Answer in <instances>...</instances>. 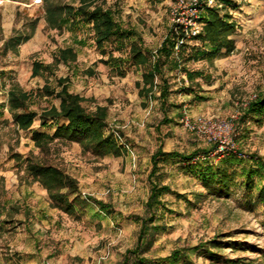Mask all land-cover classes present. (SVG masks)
Returning a JSON list of instances; mask_svg holds the SVG:
<instances>
[{"label":"rangeland","instance_id":"1","mask_svg":"<svg viewBox=\"0 0 264 264\" xmlns=\"http://www.w3.org/2000/svg\"><path fill=\"white\" fill-rule=\"evenodd\" d=\"M61 1L78 4V0ZM105 1L136 26L149 50L158 47L170 26L169 0ZM223 1L218 0L220 14L227 12L236 22L228 36L233 51L212 63H185L187 70L202 73L191 84L182 70L167 74L169 121L162 123L158 92L140 96L136 85L141 82L140 71L125 65L121 76L101 62L106 56L100 55L86 28L76 33L48 29L43 0H0V87L5 85L0 90V264H120L138 241V218L147 215L150 182L168 190L151 225L158 230L146 237L151 244L144 257L170 264L164 258L175 252L181 256L177 264H264V197H257L264 175H253L248 188L238 175L240 165H233L229 170L236 172V185L219 195L206 193L197 176L202 162L221 164L224 157L234 156L250 165L258 157L264 159V119H242L248 103L264 91V0H228L227 6ZM33 20L31 37L16 52L3 48L16 32H30ZM75 37L85 43L73 44ZM68 45L77 51L74 63L54 65V73L46 78L32 75L34 61L52 64L57 49ZM106 48L109 51L110 45ZM191 48H203L199 37L185 46L186 53ZM126 52L113 50V55L125 56ZM57 78H67L69 91L84 99L86 109L107 106L106 130L113 132L122 148L119 155L95 157L78 143L59 141L50 144L46 153L40 152L31 133H51L63 121L47 119L41 127L35 117L26 130L13 124L6 107L9 84L35 92L45 84L55 87ZM31 100L29 108L38 113L59 102L38 95ZM184 116L190 122L204 118L205 131L187 129ZM221 120L229 121L231 127L220 135L213 124ZM223 135L225 146L233 145L236 153L213 155ZM158 147L185 155L196 152L202 158L194 157L190 163L170 159L151 177L150 156ZM206 154L209 158L203 159ZM27 157L60 167L76 180L82 197L102 202L112 212L106 214L92 202L83 208L76 206L75 214L52 207L46 190L27 176ZM213 239L219 240V247L208 244ZM205 244L208 251L202 249Z\"/></svg>","mask_w":264,"mask_h":264},{"label":"trees","instance_id":"2","mask_svg":"<svg viewBox=\"0 0 264 264\" xmlns=\"http://www.w3.org/2000/svg\"><path fill=\"white\" fill-rule=\"evenodd\" d=\"M154 2L160 0H151ZM223 5H230L228 0ZM44 20L46 27L50 30L62 31L67 29L76 33L86 28L92 33V40L95 48L101 56L100 61L108 64L111 70L118 75H124V66H132L140 71L141 82H136L140 96L151 97L156 91L159 100V109L162 114V123H167L166 102L170 94V82L168 75L172 71L182 70L186 80L191 84L202 73L197 70H187L185 63L193 60H206L212 63L221 54L228 55L233 51L234 44L228 38L235 30L236 22L227 12L220 14L217 7L208 8L203 14V31L198 36L203 48H191L186 53L185 46L174 53V34L168 29L160 45L149 50L145 44L142 34L135 25L123 20L120 11L113 6L107 5L105 0H78L77 5L62 2L61 0H43ZM33 20L30 32L20 34L16 32L9 37L3 48H11L17 51L20 43L27 41L34 30ZM84 39L73 38V44L83 45ZM106 45H110L109 51ZM126 49L125 56H114L113 50ZM77 51L73 45L57 49L52 64H43L39 61L32 63V75L47 77L54 73V65L63 63L66 65L76 61ZM67 78H57L56 86L50 87L45 84L40 89L25 91L18 84L10 83L7 88V111L11 115L13 124L22 130L28 129L35 117L39 118L41 127L46 126L47 119L63 121L56 123L51 133L33 131L31 140L40 152L46 153L49 145L55 141L64 143H78L84 150L95 157L106 155H119V146L113 132L106 130L107 106L98 105L94 110H88L83 105L84 99L76 93L69 91ZM1 84L0 90L4 87ZM185 88L184 84H181ZM188 90L190 86H186ZM36 95L58 99V105H51L42 109L39 113L29 108ZM196 97L201 98L202 96ZM250 118L253 121L261 122L264 119V91L260 92L256 99L250 101L245 108L242 119ZM196 152L187 155L169 151L165 152L158 147L150 156L151 169L149 175L153 177L161 163L173 158H180L185 163L193 161ZM221 164L213 162H202L197 167V176L206 193L219 195L227 193L231 186L236 185L234 170H229L233 165H240L238 175L243 178L242 183L248 188L252 187L253 175H264V159L256 158L250 165L241 164L242 160L234 156H226ZM24 170L27 176L31 177L42 186L48 195L51 206L67 214H75V207H85L92 202L96 207L105 212L111 213L109 206L89 196L82 197L79 194L76 180L67 174L60 167L49 163L46 159L27 157L24 160ZM240 184V183H239ZM168 187L157 182H150L149 193L145 202L147 215L140 219L138 241L134 248L128 249L120 264H157L143 256L151 244V239L146 238L151 231H157V225L151 226L157 217L158 207L162 206L161 198ZM258 199L264 197V184L258 188ZM162 213V212H161ZM160 213V215H161ZM137 219V218H136ZM219 240L213 239L208 244L219 247ZM204 251H208L207 245H201ZM181 256L177 253L171 254L164 260L170 264H177ZM186 259V256H182ZM163 260V259H162ZM188 260H185V262Z\"/></svg>","mask_w":264,"mask_h":264},{"label":"built area","instance_id":"3","mask_svg":"<svg viewBox=\"0 0 264 264\" xmlns=\"http://www.w3.org/2000/svg\"><path fill=\"white\" fill-rule=\"evenodd\" d=\"M212 7H221L218 0H169V30L174 34V53L196 39L203 30V14L204 11ZM184 126L197 132L205 131L206 120L198 117L195 121L190 122L187 116L183 118ZM231 124L229 121H216L213 124L218 133H227L230 130ZM223 139L218 138V145L213 151V155L224 156L229 153H236L234 146H225V136ZM227 143V142H226ZM241 154H238V156ZM200 155L195 156L199 159ZM209 158V154L203 156V159ZM202 158V156L200 157Z\"/></svg>","mask_w":264,"mask_h":264},{"label":"crops","instance_id":"4","mask_svg":"<svg viewBox=\"0 0 264 264\" xmlns=\"http://www.w3.org/2000/svg\"><path fill=\"white\" fill-rule=\"evenodd\" d=\"M217 8H218V7H217ZM165 35H166V34H165ZM165 35H164V37H165ZM142 37H143V36H142ZM164 37H163V39H164ZM160 43H161V42H160ZM159 45H160V44H159ZM159 45H158V46H159Z\"/></svg>","mask_w":264,"mask_h":264}]
</instances>
